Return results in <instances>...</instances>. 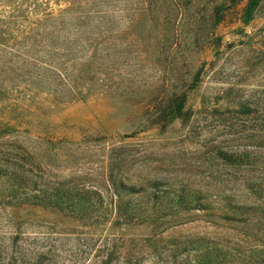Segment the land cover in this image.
Wrapping results in <instances>:
<instances>
[{"label": "rangeland", "instance_id": "rangeland-1", "mask_svg": "<svg viewBox=\"0 0 264 264\" xmlns=\"http://www.w3.org/2000/svg\"><path fill=\"white\" fill-rule=\"evenodd\" d=\"M0 264H264V0H0Z\"/></svg>", "mask_w": 264, "mask_h": 264}, {"label": "trees", "instance_id": "trees-1", "mask_svg": "<svg viewBox=\"0 0 264 264\" xmlns=\"http://www.w3.org/2000/svg\"><path fill=\"white\" fill-rule=\"evenodd\" d=\"M252 4L255 5V3H253V2H252ZM250 6H251V4H250ZM182 108H183V100H181V102H179V103H176V110L177 111H180Z\"/></svg>", "mask_w": 264, "mask_h": 264}]
</instances>
